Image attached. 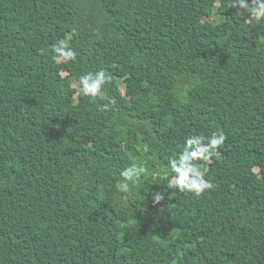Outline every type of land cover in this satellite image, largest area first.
<instances>
[{
  "label": "trees",
  "instance_id": "16d2710c",
  "mask_svg": "<svg viewBox=\"0 0 264 264\" xmlns=\"http://www.w3.org/2000/svg\"><path fill=\"white\" fill-rule=\"evenodd\" d=\"M231 3L0 0V264H264V21ZM214 133V187L170 189Z\"/></svg>",
  "mask_w": 264,
  "mask_h": 264
},
{
  "label": "clouds",
  "instance_id": "9594fccd",
  "mask_svg": "<svg viewBox=\"0 0 264 264\" xmlns=\"http://www.w3.org/2000/svg\"><path fill=\"white\" fill-rule=\"evenodd\" d=\"M230 7L237 8L238 12H246L251 15L255 21H264V0H232ZM244 10V11H240ZM57 57H63L65 61L76 59V51L70 48L63 40L59 41L58 46L54 48ZM107 77L103 70L95 73H87L79 78V91L83 96L90 98L100 97L105 99L103 86L107 82ZM225 141L223 133H214L207 138V143L203 137L190 136L185 141L184 150L178 158L169 160L172 175L168 179V187L176 189L179 192H192L200 196L205 190L212 189L213 183L205 178L203 172L193 163L196 160L208 161L214 150H218ZM144 167L133 165L121 171L120 175L123 182L117 185L118 190L127 192L128 182H135L140 174L144 173ZM164 193L155 194V201L159 202L164 199Z\"/></svg>",
  "mask_w": 264,
  "mask_h": 264
},
{
  "label": "rangeland",
  "instance_id": "374dc122",
  "mask_svg": "<svg viewBox=\"0 0 264 264\" xmlns=\"http://www.w3.org/2000/svg\"><path fill=\"white\" fill-rule=\"evenodd\" d=\"M61 38L66 39L67 38L66 34H61ZM74 87H75V85H74Z\"/></svg>",
  "mask_w": 264,
  "mask_h": 264
}]
</instances>
